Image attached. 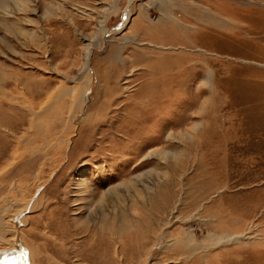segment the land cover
Wrapping results in <instances>:
<instances>
[{"label":"rangeland","instance_id":"1","mask_svg":"<svg viewBox=\"0 0 264 264\" xmlns=\"http://www.w3.org/2000/svg\"><path fill=\"white\" fill-rule=\"evenodd\" d=\"M130 1L0 0V253L264 264V0Z\"/></svg>","mask_w":264,"mask_h":264},{"label":"bare ground","instance_id":"2","mask_svg":"<svg viewBox=\"0 0 264 264\" xmlns=\"http://www.w3.org/2000/svg\"><path fill=\"white\" fill-rule=\"evenodd\" d=\"M14 2H16V3H18V1L19 0H13ZM184 60V59H183ZM166 61V60H165ZM184 62V61H183ZM166 63V62H165ZM172 64V63H171ZM163 65V64H162ZM170 65V64H169ZM168 65V66H169ZM174 64H172V66H173ZM164 66V65H163ZM167 66V65H166ZM167 66V67H168ZM166 67V68H167ZM174 67V66H173ZM176 67V66H175ZM185 67V66H184ZM164 68V67H163ZM181 68V67H180ZM165 69V68H164ZM169 69H170V67H169ZM171 69H172V67H171ZM156 71H158V70H156ZM160 71H162V70H160ZM169 71H171V70H169ZM172 71H173V69H172ZM163 72V71H162ZM164 72H167V71H165L164 70ZM171 73V72H170ZM174 74V73H173ZM173 74H171V75H173ZM158 75V74H157ZM165 75H168L167 73H165ZM170 75V76H171ZM169 76V75H168ZM161 77V76H160ZM165 76H163L162 78H159V76H154V79H151V80H157L156 82V86H158L156 89H155V91H148V93H146L144 96H146L147 98L146 99H144L143 98V95L140 97V99L139 100H137V101H134V102H129V100H128V98L126 99V102H125V104H124V107H123V110H124V114H122L123 115V117L126 119V120H130V121H132L133 122V124L135 125V128H136V130L138 129V130H143L144 128H145V126L147 125V123L148 122H150V121H152L153 120V115H154V113H155V110H157V109H159L160 108V106H161V104H163L164 102H166V101H169V97L167 96V95H169L170 94V92L171 93H173L174 92V89H172V86L174 85V83H173V85L172 86H170V84L168 83V82H170L171 83V81L173 80V79H168V77H167V79H166V81L163 79ZM172 77V76H171ZM174 78V77H173ZM174 81V80H173ZM205 81H207V82H211L212 80H211V74L209 73V74H207V75H205ZM153 84V83H152ZM161 84H163V85H165V87H161ZM212 84V83H211ZM155 86V87H156ZM211 86V85H210ZM153 87V86H152ZM151 89H153V88H151ZM150 89V90H151ZM164 91V93L162 94V92ZM178 93V92H177ZM173 96V95H172ZM171 96V97H172ZM212 99V98H211ZM145 102V103H144ZM155 103V104H154ZM202 104H204V102H202ZM123 106V105H122ZM121 108V107H120ZM201 108H203V107H201ZM199 109V111H202V109ZM41 114V113H40ZM139 114H141V115H146L147 117H146V119H144L143 120V118L142 117H138V115ZM158 115V114H157ZM138 117V118H137ZM199 125H200V121H198V120H193L192 121V123H191V131L189 130V128L188 129H186L185 131H182V132H184V133H186V134H194V132L195 131H197L198 130V128H199ZM122 127V126H121ZM129 130V129H128ZM122 131V130H121ZM193 131V132H192ZM182 132H180V133H182ZM170 138H174L175 137V134L174 133H170L169 135H168ZM168 146H166V147H163L162 148V151H164L165 152V154H168V153H170V152H172V151H170L168 148H167ZM164 149V150H163ZM2 225H4L1 221H0V230H2ZM5 230V229H4ZM15 232H16V230H14ZM1 232V231H0ZM18 235H19V233H17ZM15 236V235H14ZM16 238H17V236H16ZM15 242H16V240H15ZM17 246H19V248H18V250H16V251H10V252H8V251H5V252H2V253H0V257H2L4 254L5 255H7L8 254V256H15L16 255V257H20V254H22L21 255V257L15 262V263H18L19 261L21 262V261H23V262H25V263H27V264H29L28 263V254L24 251V248H25V246L22 244V242L21 241H19L18 240V244L16 245V247ZM19 250H21L20 251V253L18 252ZM4 255V256H5ZM3 256V257H4ZM19 264V263H18Z\"/></svg>","mask_w":264,"mask_h":264},{"label":"water","instance_id":"3","mask_svg":"<svg viewBox=\"0 0 264 264\" xmlns=\"http://www.w3.org/2000/svg\"><path fill=\"white\" fill-rule=\"evenodd\" d=\"M8 254L4 257H0V264H8V260H10V257L8 258Z\"/></svg>","mask_w":264,"mask_h":264},{"label":"crops","instance_id":"4","mask_svg":"<svg viewBox=\"0 0 264 264\" xmlns=\"http://www.w3.org/2000/svg\"><path fill=\"white\" fill-rule=\"evenodd\" d=\"M130 2H132V0H131ZM130 10H131V3H129V4L127 5V7H126V10H125V12H124L125 18L129 15Z\"/></svg>","mask_w":264,"mask_h":264}]
</instances>
